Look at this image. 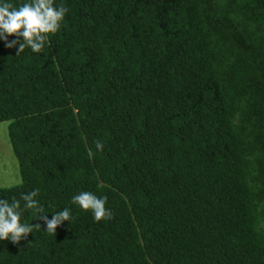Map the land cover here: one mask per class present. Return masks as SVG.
<instances>
[{"label":"trees","instance_id":"trees-1","mask_svg":"<svg viewBox=\"0 0 264 264\" xmlns=\"http://www.w3.org/2000/svg\"><path fill=\"white\" fill-rule=\"evenodd\" d=\"M53 2L40 52L0 41L21 176L0 198L35 187L73 219L51 234L26 213L41 230L0 241V264H264V0Z\"/></svg>","mask_w":264,"mask_h":264},{"label":"clouds","instance_id":"clouds-1","mask_svg":"<svg viewBox=\"0 0 264 264\" xmlns=\"http://www.w3.org/2000/svg\"><path fill=\"white\" fill-rule=\"evenodd\" d=\"M68 12L61 2L53 0H0V41L7 48H15L16 56L25 48L33 53L40 52L48 41V34L55 33ZM12 35L21 39H9ZM97 151L102 150L100 140L94 141ZM38 188L20 194L19 199L0 198V241L8 239L13 243L26 239L40 224L33 225L25 219V214L42 220L44 232L55 234L57 226L64 221L72 222V212L68 207L45 215L43 205L38 199ZM71 202L81 210L91 212L94 221L109 220L112 211L106 207V197L98 196L89 190H80L71 196ZM32 219V220H33ZM31 220V221H32Z\"/></svg>","mask_w":264,"mask_h":264},{"label":"rangeland","instance_id":"rangeland-1","mask_svg":"<svg viewBox=\"0 0 264 264\" xmlns=\"http://www.w3.org/2000/svg\"><path fill=\"white\" fill-rule=\"evenodd\" d=\"M10 121L0 122V187L12 186L21 182L18 161L12 151L8 135Z\"/></svg>","mask_w":264,"mask_h":264}]
</instances>
